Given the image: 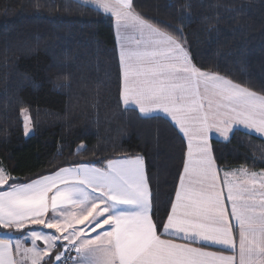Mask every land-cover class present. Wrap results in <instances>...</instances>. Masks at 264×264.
I'll return each mask as SVG.
<instances>
[{"label":"snow or ice","instance_id":"6c2138e0","mask_svg":"<svg viewBox=\"0 0 264 264\" xmlns=\"http://www.w3.org/2000/svg\"><path fill=\"white\" fill-rule=\"evenodd\" d=\"M85 3L114 20L123 104L163 114L187 141L174 199L159 219L140 155L29 182L0 165V229L21 232L0 235V264H264V169L221 177L210 143L212 133L229 140L237 126L264 137V91L197 66L183 29L161 27L134 0Z\"/></svg>","mask_w":264,"mask_h":264},{"label":"trees","instance_id":"16d2710c","mask_svg":"<svg viewBox=\"0 0 264 264\" xmlns=\"http://www.w3.org/2000/svg\"><path fill=\"white\" fill-rule=\"evenodd\" d=\"M134 3L168 31L181 27L197 66L264 91V0ZM120 86L113 18L76 0H0V165L28 182L60 167L140 155L157 217L166 220L186 141L169 119L126 107ZM211 143L222 169H264L261 137L237 129Z\"/></svg>","mask_w":264,"mask_h":264},{"label":"crops","instance_id":"0c3cea01","mask_svg":"<svg viewBox=\"0 0 264 264\" xmlns=\"http://www.w3.org/2000/svg\"><path fill=\"white\" fill-rule=\"evenodd\" d=\"M76 1H78V2H81V3H84V4H87V3H85V0H76ZM88 5H91V4H88ZM91 6H93V7H95L94 5H91ZM114 21V20H113ZM115 31V30H114ZM123 103V102H122ZM127 107H131V108H133L132 106H127ZM137 111H138V109H136ZM139 112V111H138ZM140 114V113H139ZM142 115V114H141ZM154 115H161V116H163V114H160V113H153L151 116H154ZM143 116V115H142ZM170 120V119H169ZM177 128V127H176ZM178 129V128H177ZM237 129H240V130H243V131H246V132H248V133H251V134H253V135H256V136H258V137H261L259 134H257V133H255V132H251L250 130H248V129H245L243 126H237L236 127V129L235 130H237ZM179 130V129H178ZM234 130V131H235ZM182 134V133H181ZM233 134V133H232ZM232 134H230V137L232 136ZM182 136H183V134H182ZM184 137V136H183ZM261 138H263L264 139V137H261ZM185 139V138H184ZM212 139H218V140H224L222 137H220L218 134H216V133H212L211 134V137H210V143H211V140ZM185 141H186V139H185ZM211 145H212V143H211ZM186 147H187V141H186ZM186 151H187V149H186ZM214 155V154H213ZM145 163V162H144ZM218 165V164H217ZM219 167V166H218ZM220 168V167H219ZM238 168H240V167H236V168H231V169H238ZM221 169V172H220V175H221V177L223 176V171H225V170H231V169H222V168H220ZM145 170H146V165H145ZM249 170H251V171H256V172H260L261 170H252V169H249ZM55 172V171H54ZM51 174V173H50ZM48 175V174H47ZM29 182V181H28ZM49 215H51V210L49 211ZM166 221V220H165ZM107 226H105V228H106ZM28 228H33V229H36V230H41V229H43V226L42 225H28ZM6 230H9V231H11V230H13L14 232H17V230H15V229H6ZM44 231H54V230H51V229H43ZM27 231V229H25V230H22V232H26ZM97 231H100L99 229L97 230ZM21 233V232H20ZM89 235L90 236H95L96 235V233H89ZM194 246H199V245H194ZM210 250H218L217 249V246H212L211 248H210Z\"/></svg>","mask_w":264,"mask_h":264},{"label":"rangeland","instance_id":"374dc122","mask_svg":"<svg viewBox=\"0 0 264 264\" xmlns=\"http://www.w3.org/2000/svg\"><path fill=\"white\" fill-rule=\"evenodd\" d=\"M26 116L29 117L28 112H23L22 111V123H23L24 136L25 137H29L30 135L33 134V126H32L30 117H29L28 121L25 120ZM26 122L28 124L29 129H30V131L28 132L27 135L25 134V123ZM5 233L9 234L13 239H16L18 236L21 235L20 232H14L13 230L9 231V230H6V229H0V235H4ZM25 243H26V246H28V247L31 246L30 241H26ZM37 243L39 245L43 246V242L42 241H38Z\"/></svg>","mask_w":264,"mask_h":264},{"label":"built area","instance_id":"2783aa9c","mask_svg":"<svg viewBox=\"0 0 264 264\" xmlns=\"http://www.w3.org/2000/svg\"><path fill=\"white\" fill-rule=\"evenodd\" d=\"M72 255H74V253H72Z\"/></svg>","mask_w":264,"mask_h":264}]
</instances>
